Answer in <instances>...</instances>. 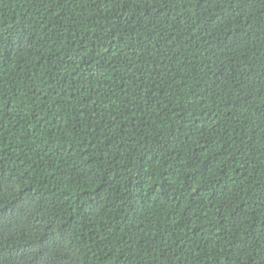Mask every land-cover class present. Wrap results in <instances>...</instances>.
Masks as SVG:
<instances>
[{"label":"trees","instance_id":"trees-1","mask_svg":"<svg viewBox=\"0 0 264 264\" xmlns=\"http://www.w3.org/2000/svg\"><path fill=\"white\" fill-rule=\"evenodd\" d=\"M0 264H264V0H0Z\"/></svg>","mask_w":264,"mask_h":264}]
</instances>
